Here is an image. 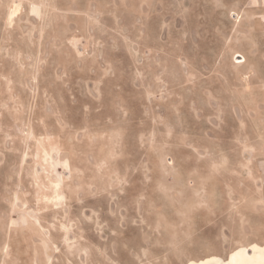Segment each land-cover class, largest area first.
I'll return each instance as SVG.
<instances>
[{
	"label": "rangeland",
	"instance_id": "1",
	"mask_svg": "<svg viewBox=\"0 0 264 264\" xmlns=\"http://www.w3.org/2000/svg\"><path fill=\"white\" fill-rule=\"evenodd\" d=\"M0 264H264V0H0Z\"/></svg>",
	"mask_w": 264,
	"mask_h": 264
}]
</instances>
